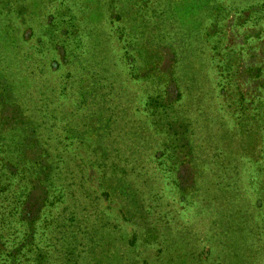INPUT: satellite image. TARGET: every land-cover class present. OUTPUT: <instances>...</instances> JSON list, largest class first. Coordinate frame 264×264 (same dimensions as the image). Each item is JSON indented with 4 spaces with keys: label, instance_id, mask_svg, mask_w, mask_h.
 Here are the masks:
<instances>
[{
    "label": "rangeland",
    "instance_id": "1",
    "mask_svg": "<svg viewBox=\"0 0 264 264\" xmlns=\"http://www.w3.org/2000/svg\"><path fill=\"white\" fill-rule=\"evenodd\" d=\"M0 264H264V0H0Z\"/></svg>",
    "mask_w": 264,
    "mask_h": 264
}]
</instances>
